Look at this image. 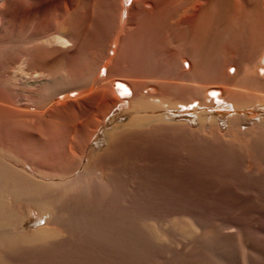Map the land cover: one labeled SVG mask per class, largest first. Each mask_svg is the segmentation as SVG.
Segmentation results:
<instances>
[{"label":"bare ground","instance_id":"bare-ground-1","mask_svg":"<svg viewBox=\"0 0 264 264\" xmlns=\"http://www.w3.org/2000/svg\"><path fill=\"white\" fill-rule=\"evenodd\" d=\"M170 260L264 264V0H0V264Z\"/></svg>","mask_w":264,"mask_h":264},{"label":"rangeland","instance_id":"rangeland-1","mask_svg":"<svg viewBox=\"0 0 264 264\" xmlns=\"http://www.w3.org/2000/svg\"><path fill=\"white\" fill-rule=\"evenodd\" d=\"M216 192V193H215ZM220 192V190L219 189H217V190H214V192L213 191H210L209 192V190H202V189H197V190H195V189H192L191 191H187V190H185V191H181V193H182V196H184V198L186 199V200H188L187 202H188V204H190V206L188 207V205H184V206H182L181 208L182 209H185V210H188L189 208H190V210H193V211H198L199 213L201 212V211H203V213L202 214H204L205 212H206V214H205V216H207V217H210V214L213 212V210H214V208L213 207H215L214 205H212L211 203H209L210 201H209V199L212 197V195H214V194H217V193H219ZM192 195V196H191ZM195 196H198L199 198L197 199V198H194ZM209 196V197H208ZM191 197V198H190ZM205 197H207V199H206V201H204V202H202V201H200V199L202 198V200L203 199H205ZM198 200V201H197ZM192 201V202H191ZM200 202V203H199ZM207 203V204H206ZM193 208V209H192ZM195 209V210H194ZM201 209V210H200ZM208 213H210V214H208ZM157 257V254H152V256H151V258H150V260L152 259H155ZM125 258H134V256H125ZM149 260V261H150ZM172 263V260H170L169 261V263L167 262V263H161V264H171ZM133 264V263H132ZM135 264H143V262H136ZM144 264H146L145 262H144Z\"/></svg>","mask_w":264,"mask_h":264}]
</instances>
